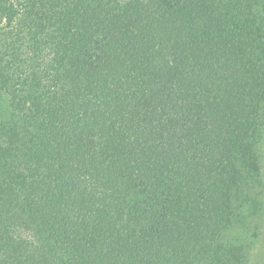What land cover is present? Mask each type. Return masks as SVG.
<instances>
[{"label":"trees","instance_id":"1","mask_svg":"<svg viewBox=\"0 0 264 264\" xmlns=\"http://www.w3.org/2000/svg\"><path fill=\"white\" fill-rule=\"evenodd\" d=\"M264 0H0V264H264Z\"/></svg>","mask_w":264,"mask_h":264},{"label":"rangeland","instance_id":"2","mask_svg":"<svg viewBox=\"0 0 264 264\" xmlns=\"http://www.w3.org/2000/svg\"><path fill=\"white\" fill-rule=\"evenodd\" d=\"M260 239L261 240L257 242L259 244L258 248L264 250V235H262Z\"/></svg>","mask_w":264,"mask_h":264}]
</instances>
